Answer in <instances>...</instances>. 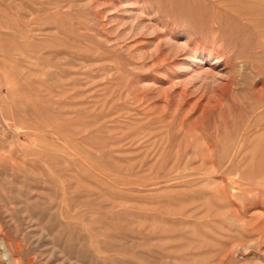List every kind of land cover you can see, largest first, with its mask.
Segmentation results:
<instances>
[{
    "label": "rangeland",
    "instance_id": "1",
    "mask_svg": "<svg viewBox=\"0 0 264 264\" xmlns=\"http://www.w3.org/2000/svg\"><path fill=\"white\" fill-rule=\"evenodd\" d=\"M243 1L0 0V264H264Z\"/></svg>",
    "mask_w": 264,
    "mask_h": 264
},
{
    "label": "bare ground",
    "instance_id": "2",
    "mask_svg": "<svg viewBox=\"0 0 264 264\" xmlns=\"http://www.w3.org/2000/svg\"><path fill=\"white\" fill-rule=\"evenodd\" d=\"M242 1H243V0H242ZM246 1H247V0H246ZM246 1H245V3H246ZM254 1H255V0H254ZM237 2H238V1H237ZM249 2H250V1H249ZM252 2H253V1H252ZM243 3H244V1H243ZM250 3H251V2H250ZM253 3H255V2H253ZM223 4H224V3H223ZM239 4H241V3H239ZM248 4H249V3H248ZM262 4H263V3H262ZM249 5H250V4H249ZM212 6H213V5H212ZM222 6H223V5H222ZM233 6H234V5H233ZM238 6H241V5H238ZM242 6H243V5H242ZM245 6H246V5H245ZM258 6H259V5H258ZM260 6H261V5H260ZM183 8H184V7H183ZM238 8H239V7H238ZM243 8H244V7H243ZM233 9H234V8H233ZM235 9H236V7H235ZM245 9H246V8H245ZM252 9H253V8H252ZM182 10H183V9H182ZM236 10H237V9H236ZM253 10H254V9H253ZM261 10H263V9H261ZM180 11H181V10H180ZM242 12H245V11H242ZM236 15H237V14H236ZM238 15H240V14L238 13ZM249 15H250V14H249ZM259 15H260V14H259ZM215 17H216V16H215ZM242 17H243V16L241 15V18H242ZM248 17H249V16H248ZM260 17H261V16H260ZM239 18H240V17H239ZM204 19H205V18H204ZM204 19H203V21H204ZM221 19H222V18H221ZM217 20H218V19H217ZM223 21H224V20H223ZM234 21H236V20H234ZM261 21H262V20H261ZM261 21H260V22H261ZM209 22H210V21H209ZM211 22H212V21H211ZM238 22H239V21H238ZM249 22H250V21H249ZM220 23H221V22H220ZM239 23H240V25L238 24L239 26H242V25H243V24L241 25V22H239ZM243 23H244V22H243ZM256 23H257V22H256ZM224 24H225V23H224ZM213 25H214V24H213ZM220 25H221V24H220ZM226 25H227V24H226ZM252 25H253V23H252ZM252 27H253V26H252ZM220 28H221V27H220ZM228 28H229V27H228ZM236 28H238V27H236ZM222 29H224V28H221V30H222ZM249 29H250V28H249ZM249 29H248V30H249ZM224 30H225V29H224ZM230 30H231V28H229V31H230ZM235 30H237V29H235ZM243 30H244V29H243ZM232 31H233V30H232ZM215 32H216V31H215ZM239 32H240V31H239ZM235 33H236V32H235ZM240 33H241V32H240ZM240 33H239V34H240ZM237 34H238V33H237ZM239 34H238V35H239ZM245 34H246V33H245ZM230 36H231V35H230ZM239 36H240V35H239ZM245 36H246V35H245ZM245 36H244V37H245ZM240 37H241V36H240ZM244 37H243V38H244ZM243 38H242V39H243ZM245 38H246V37H245ZM244 40H245V39H244ZM244 40H243V41H244ZM246 42H247V40H246ZM198 61H199V60H198ZM246 62H247V61H246ZM253 62H254V60H253ZM198 63H199V62H198ZM256 69H257V67H256ZM256 69H254V70H256ZM237 158H238V157H237Z\"/></svg>",
    "mask_w": 264,
    "mask_h": 264
}]
</instances>
